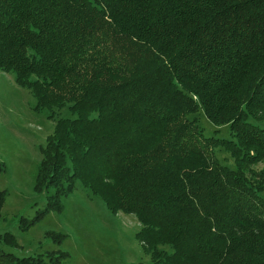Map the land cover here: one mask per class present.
<instances>
[{
    "label": "trees",
    "instance_id": "1",
    "mask_svg": "<svg viewBox=\"0 0 264 264\" xmlns=\"http://www.w3.org/2000/svg\"><path fill=\"white\" fill-rule=\"evenodd\" d=\"M0 71L36 112H69L40 146L47 206L21 228L81 183L137 217L153 264H264V0H0ZM19 247L1 234L0 264L69 256Z\"/></svg>",
    "mask_w": 264,
    "mask_h": 264
},
{
    "label": "rangeland",
    "instance_id": "2",
    "mask_svg": "<svg viewBox=\"0 0 264 264\" xmlns=\"http://www.w3.org/2000/svg\"><path fill=\"white\" fill-rule=\"evenodd\" d=\"M31 91L20 86L12 73L0 71V161L5 169L0 174V192L6 191V201L0 217V235L14 234L20 247L9 249L18 256L45 254L50 251L68 252L60 264H153L137 233L141 224L134 214L113 213L105 202L81 183L73 194L63 199V210H53L30 227L21 228L15 218H34L47 206L48 192L35 191V177L46 144L55 127V119L69 116L67 109L57 112L55 119L48 111L36 112ZM206 133L216 129L207 118L200 116ZM201 124V123H200ZM221 136L228 129H221ZM223 160L227 152L218 150ZM49 231L66 235L55 243Z\"/></svg>",
    "mask_w": 264,
    "mask_h": 264
}]
</instances>
